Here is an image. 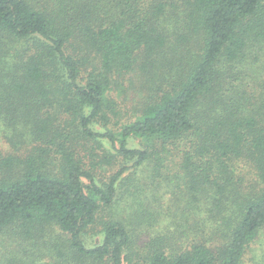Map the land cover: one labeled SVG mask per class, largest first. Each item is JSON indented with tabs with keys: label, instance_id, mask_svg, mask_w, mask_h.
Masks as SVG:
<instances>
[{
	"label": "trees",
	"instance_id": "1",
	"mask_svg": "<svg viewBox=\"0 0 264 264\" xmlns=\"http://www.w3.org/2000/svg\"><path fill=\"white\" fill-rule=\"evenodd\" d=\"M0 140V264H244L264 0H0Z\"/></svg>",
	"mask_w": 264,
	"mask_h": 264
},
{
	"label": "rangeland",
	"instance_id": "2",
	"mask_svg": "<svg viewBox=\"0 0 264 264\" xmlns=\"http://www.w3.org/2000/svg\"><path fill=\"white\" fill-rule=\"evenodd\" d=\"M26 42V41H25ZM25 44L24 42H18L17 45ZM0 148L6 150L7 144L5 140H0ZM115 169V166H112L109 171L112 169ZM4 261L2 257H0V262ZM49 261L48 258H43L42 262ZM244 264H264V230L262 233L254 239V241L251 243V246L249 250L245 254V258L243 261Z\"/></svg>",
	"mask_w": 264,
	"mask_h": 264
}]
</instances>
